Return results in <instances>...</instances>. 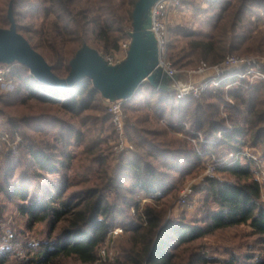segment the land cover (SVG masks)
Segmentation results:
<instances>
[{
	"label": "trees",
	"instance_id": "trees-1",
	"mask_svg": "<svg viewBox=\"0 0 264 264\" xmlns=\"http://www.w3.org/2000/svg\"><path fill=\"white\" fill-rule=\"evenodd\" d=\"M138 1L0 0V27H10L12 6L17 30L56 76L66 78L84 46L121 53ZM184 7L204 28L171 27L175 66L201 60L213 65L229 54L264 56V0H183ZM0 66L11 67L16 81L13 92L0 96L7 109H0L4 126L24 138L19 156L0 154V224L4 213L18 215L12 222L17 237L0 248V264H14L20 247L31 255L27 264H264L263 82L228 90L224 82L201 99L143 83L124 104L135 151L114 157L108 146L112 121L91 79L60 90L19 61ZM31 101L48 109L35 111ZM246 148L261 155L254 159L244 154ZM214 159L220 178L195 186L196 210L168 216L184 183ZM15 165L22 180L55 178L29 195L26 186H12ZM38 225L45 231L34 245L26 234ZM116 227L123 233L108 238ZM216 237L227 238L226 260L215 256L209 239ZM112 242L114 260L101 257Z\"/></svg>",
	"mask_w": 264,
	"mask_h": 264
},
{
	"label": "built area",
	"instance_id": "built-area-1",
	"mask_svg": "<svg viewBox=\"0 0 264 264\" xmlns=\"http://www.w3.org/2000/svg\"><path fill=\"white\" fill-rule=\"evenodd\" d=\"M183 0H156L150 10V31L154 34L157 41L158 64L152 74L156 73L154 84L158 90H165L171 96L179 98L199 99L203 94L215 88L220 84L227 82L225 89L232 87H251L260 82L264 83V56L257 54L236 55L229 54L219 63L210 65L205 60H201L195 68L186 73V79L181 78L183 72L179 71L169 56L170 43V21L174 12L181 7ZM131 45V38L121 43V54L103 55L109 65H118L122 63ZM11 67L0 66V87L14 86V79L9 76ZM148 80V78H146ZM105 99V98H104ZM130 99V98H129ZM110 115L115 138L110 147V153L118 157L122 154H128L135 151L134 144L130 141L127 126L129 124V115L124 110V104L128 99H105ZM0 120V154L10 151L12 154L19 152L24 145V140L19 132H10ZM199 134V133H198ZM199 137L202 139L201 134ZM195 143V139H192ZM250 156L249 153L244 152ZM233 157V154L230 155ZM256 159V158H254ZM219 163L216 159L206 164V170L200 176L197 185L203 187L208 177L216 176V168ZM264 181V171H262ZM195 185H187L181 192L178 199V206L192 209L197 202ZM145 201V200H144ZM134 211V209H133ZM123 233L122 227H116L109 232L108 238H115ZM14 233L11 229H6L1 236V250H5L14 239ZM37 245L36 240H32ZM106 248L101 250V257L109 255L111 260L114 256L106 253Z\"/></svg>",
	"mask_w": 264,
	"mask_h": 264
},
{
	"label": "water",
	"instance_id": "water-1",
	"mask_svg": "<svg viewBox=\"0 0 264 264\" xmlns=\"http://www.w3.org/2000/svg\"><path fill=\"white\" fill-rule=\"evenodd\" d=\"M156 0H139L133 13L131 45L125 60L109 65L96 49L84 46L70 62L66 78H59L43 55L17 30L12 6L9 9L10 27H0V63L19 61L40 82L60 90L74 87L84 78L92 80L105 99H129L145 82L153 86L158 64L157 41L150 31V10ZM96 57L99 59H97ZM148 78V80H146ZM132 87V89H131Z\"/></svg>",
	"mask_w": 264,
	"mask_h": 264
},
{
	"label": "rangeland",
	"instance_id": "rangeland-1",
	"mask_svg": "<svg viewBox=\"0 0 264 264\" xmlns=\"http://www.w3.org/2000/svg\"><path fill=\"white\" fill-rule=\"evenodd\" d=\"M177 24H181L183 26H188L190 28H194L195 30H199L200 28H204L201 25L200 19H198V17L194 14V11L190 7L179 8V9H177L174 12V14H173V16L171 18L170 24H169V26H170V40L172 38L171 27L174 26V25H177ZM101 53L104 54L103 52H101ZM109 54H111V53H108V54L105 53L104 55H109ZM113 54H115V56H118L121 53H113ZM94 56L96 57V55H94ZM197 65H194V66H191V67H186V68H181V69L178 66H176V68L179 71L183 72L180 77L183 78V79H186L187 76H186V73H184V72H186V71H188V70H190L192 68H195ZM14 82H15V84H14L13 87L12 86H1L0 87V96L2 94L8 93V92H13L15 90V86H16V81L14 80ZM131 89H132V87H131ZM227 99H228V97H227ZM30 103H31L32 109L35 110V111H38L40 109H42V110H47L48 109V105H46V104H40V103H37L36 101H31ZM102 105L104 106V108L106 109V112L108 113L107 103H106V100L104 98L102 99ZM1 108L7 111V109H5V107H3L0 104V109ZM223 109H224V106H222V110ZM9 112H12V111L9 110ZM223 114L226 115L225 112H223ZM5 117H6L5 115H2L0 113V120H2L1 122H2L3 125H4V122L6 121ZM114 138H115V133H114V130H113V134H112L111 138H109V144H108L109 149L111 147V144L114 141ZM23 140H24V138H23ZM21 149H19L18 153L13 154V156H19L21 153H23V151ZM6 152H8V151H5L3 153H6ZM245 152L249 153L251 157L256 158V159L261 155V152L259 151L258 148H256V149L255 148H253V149L246 148ZM111 156H115V155L111 154ZM0 162H1V159H0ZM209 162H207V165H208ZM20 169L21 168L19 166L15 165L14 173H13L12 178H11L12 186L15 188V190L20 189L21 186H26L28 188L29 195H31L34 191H40L42 185L50 186L51 185L50 181L55 178L54 175H48V180L45 179V178H41L38 182H35V183L30 181V180H22L20 178ZM205 170L200 175H198L197 177L188 179L184 183L183 187L180 190L178 199H179V197L181 195L182 190L187 185L198 184V182L200 180V176L205 173ZM262 171H264V165H263ZM216 174H217L216 176L220 178V175L218 173H216ZM259 179L264 183L263 178H262V173L260 174ZM195 186H197V185H195ZM262 190H263V198H264V187H263ZM199 196L200 195H198V193H196L197 202H196V205L192 209L178 206L177 205L178 204V199H177L175 201V203H174V206L170 210L168 216H178L183 211H187L189 213H193L196 210L197 206L199 205ZM144 200L145 199H143L142 202H144ZM10 208H11V210L14 209L13 206L10 207ZM14 214H16V213L14 212ZM16 219H18V215L17 214L14 217L12 214H10V212L4 213V215H3L4 223L2 225L0 224L2 226L1 233H0L1 236H2V234L4 233V231L6 229H11L12 232L14 233V235H15L14 239L17 237V233H16L15 229L12 227V222H13V220H16ZM14 222H16V221H14ZM35 230H36L35 233H32V234L31 233H27L26 234V239L30 243H31L32 240H36L38 242V239L43 235V233L45 231V228L43 226L38 225V226L35 227ZM226 239H227L226 237L225 238L224 237H216V238L209 239V242L212 244V246H214L213 248L216 250L215 256H218V257L222 258L223 260H226V258H228V255L223 252V246H224V244L227 243ZM115 244H116V242H112V243L106 245L105 246L106 253L110 254L111 256H114V254H115ZM14 257L16 259L14 264H27V263H29L31 255L27 254L26 248L20 247L16 251ZM220 264H227V263H225L223 261Z\"/></svg>",
	"mask_w": 264,
	"mask_h": 264
}]
</instances>
